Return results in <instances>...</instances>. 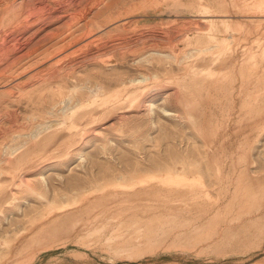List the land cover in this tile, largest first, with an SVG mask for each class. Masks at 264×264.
<instances>
[{"label": "rangeland", "instance_id": "1", "mask_svg": "<svg viewBox=\"0 0 264 264\" xmlns=\"http://www.w3.org/2000/svg\"><path fill=\"white\" fill-rule=\"evenodd\" d=\"M0 264H264V0H0Z\"/></svg>", "mask_w": 264, "mask_h": 264}, {"label": "bare ground", "instance_id": "2", "mask_svg": "<svg viewBox=\"0 0 264 264\" xmlns=\"http://www.w3.org/2000/svg\"><path fill=\"white\" fill-rule=\"evenodd\" d=\"M152 105H153V103H152Z\"/></svg>", "mask_w": 264, "mask_h": 264}]
</instances>
